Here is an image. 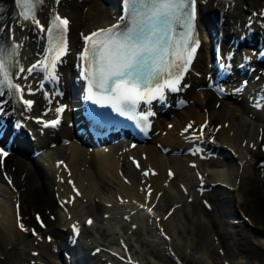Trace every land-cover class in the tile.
Segmentation results:
<instances>
[{
  "label": "bare ground",
  "instance_id": "6f19581e",
  "mask_svg": "<svg viewBox=\"0 0 264 264\" xmlns=\"http://www.w3.org/2000/svg\"><path fill=\"white\" fill-rule=\"evenodd\" d=\"M46 1L40 9V17L43 23L48 22L52 7H58L60 13L69 14L71 18L69 33L73 50L68 55V60H63L61 66L64 83L71 92L76 88L72 83L74 76L78 73L75 64L78 63L76 53L81 49L83 43L80 37L81 34L116 20L114 15L119 11L120 3L117 0H110L111 7L106 9L99 2H96L95 6L93 5L92 8L84 11L83 6L90 3L91 0H62L59 4L54 3V0ZM223 3H225L223 0H200L199 25H201V28H206L201 14L205 10H210ZM263 6L264 0H231L224 9L220 26L221 31L224 34L231 32V34L242 35L251 26L246 24L252 20L251 27L258 28L259 26L264 33V15H256L262 12ZM257 9H259L258 13H256ZM12 20L11 31L14 34V39L22 44L21 59L28 64L38 58V52L41 50L44 41L43 43L41 40V42L39 41V33L36 32V27L29 23L20 22L17 17ZM262 38L264 42V34ZM204 39L203 45L199 48L196 61L197 69L200 71L202 69L207 70L206 66L212 60L210 58L212 43L209 38L205 37ZM228 40L227 36L224 35L222 42L226 48L228 47ZM38 43H41V47L38 46ZM243 45L248 46L247 44ZM252 52L250 50L249 54L253 55ZM256 73H258L257 70H255L254 75ZM33 77L35 76H27L30 84L34 83ZM190 79L195 82L184 91V95L187 96L189 102L181 108H171L167 114L160 113L157 116L155 126L161 128L159 133L149 143L139 148H128L126 146L121 150L120 148L116 149V151H100L98 149L90 152L80 150L78 146L73 144L61 145L60 140H58L57 146L51 147L50 142L57 139L56 135L60 133L59 129L54 130V134L57 133L56 135L51 131L46 132L44 135H38V139H41L42 144L39 148L46 146L43 153H40L44 160L40 159L39 156L30 157L29 159H17L20 173L12 168L9 169L13 177L12 183L6 181V179L0 182V194L2 193L3 197H7L8 201L13 199L16 202V200H19V194L23 189H27L32 185H39L45 188L47 193L41 207L49 208L50 201L53 198L58 202L57 216L59 223L56 226H47L46 230L42 231L51 234V240L47 239V235H44L45 238L42 240H31L25 230H19L16 220L17 215L15 214V203L12 205L11 201L8 203L4 201L3 205H0V256H8L9 264H54L53 260L55 258L53 259V257H57V252L65 248L67 250L71 249V251L74 249L75 256L81 258L82 262L86 264H110V262L117 261L114 254L103 249L96 253L92 252V249L97 248L98 244L89 236L90 229L85 233L81 231L79 239L74 245L76 247L68 245L65 241L71 233V227L82 222V220L85 221L90 214L93 215V211L108 212L113 211L116 207L122 213L129 212L132 221L136 220L140 223L152 221V227H160L165 232V240L163 241L171 244L179 257H185L186 250L200 247L202 250L200 260L203 264H219L216 261V255L214 257L213 249L210 248L212 245L209 247L210 244H207V238L199 234L201 231L195 230L194 237H186V228L183 230L179 225L177 226L173 223V219L186 206H192L194 207V215L200 224L206 222L210 225L218 240V237L223 234L221 229H218L217 222L219 220L210 215V210L207 207H203L201 199L202 196H209L212 190H215L216 195H221V199L229 197L226 204L230 208V215L234 218L239 217L240 220L243 219V211L240 209L242 202L240 201L243 200L244 190L242 192L241 186L253 180L252 178L261 177L263 173L261 168L257 167L256 154L259 149V140L262 133L264 134V107L259 109L254 107L250 103L249 96L252 95L254 90L257 91L260 84L264 82V72L260 80H251L250 84L247 85V94L239 104L231 103V100L226 99L218 100L209 89L198 88V83L204 80L203 76L192 73ZM37 107V110H39L41 106L36 104L35 108ZM21 108H16L15 112L24 115ZM171 111H173L172 114H170ZM66 112V117L69 120L71 112L69 110ZM218 122L221 123V126H217ZM203 123H206V125L202 130L200 126ZM190 124L191 127L189 128L188 125ZM197 125L199 129L191 135L190 132ZM185 128H188V130L184 131ZM47 136H50L51 140L47 141ZM213 137L215 141L212 140ZM20 139V146L23 150H26L29 141L23 135ZM199 143L205 144L206 148L218 147L220 153L224 155L223 159L220 158V165L226 159L231 166L229 168L225 166V171L221 168L223 171H207L206 173L202 153L184 152L185 149L193 148L195 144ZM165 148L166 151L163 150ZM180 151H182V154H178ZM131 152L137 154L141 163L140 167L136 166L133 160L129 158ZM204 153L208 157L205 151ZM188 155L198 160L197 166L199 170L201 169L199 171L201 174L191 172L195 171V167H191L188 163ZM60 159L67 161V165L63 166ZM58 162L60 163L58 164ZM148 167H155L158 172L150 174L148 177L142 171L143 168ZM171 167L175 169L173 176L170 175L168 170ZM126 176L129 180L124 178ZM69 178H74L75 184L81 190V195L77 194L73 202L70 198L73 187L68 181ZM200 179H204L206 183L200 184V182H197ZM149 182L151 183L148 185ZM198 183L203 187V192L198 191V189L195 190L194 186H197ZM149 188H151L150 192H148ZM191 194L194 197L192 200L188 197ZM67 196L66 201L64 199ZM60 202L68 205L69 211L60 206ZM166 203L169 204L167 210ZM5 205H11L12 211L10 210L11 207L8 210L5 209ZM152 205L154 206L152 210L146 209ZM172 207L174 211L167 217L166 213ZM35 209L39 210L38 208ZM13 210L15 213L12 215ZM237 214L238 216H236ZM158 215H161V218ZM93 216L95 219L97 218L95 213ZM243 221L250 226L254 223L253 220L243 219ZM84 223V227L88 228L89 225L86 221ZM260 234L259 243L264 245V229H259L258 235ZM211 236L213 235L211 234ZM34 250L39 253H33ZM226 259L228 258L226 257ZM57 260L59 261V259ZM232 262V264H240V262ZM122 264L131 263L123 261Z\"/></svg>",
  "mask_w": 264,
  "mask_h": 264
},
{
  "label": "snow or ice",
  "instance_id": "6c2138e0",
  "mask_svg": "<svg viewBox=\"0 0 264 264\" xmlns=\"http://www.w3.org/2000/svg\"><path fill=\"white\" fill-rule=\"evenodd\" d=\"M14 2L18 17L33 23L44 33L47 51L55 55L27 68L22 67L18 58L20 45L14 41L11 32L3 35L5 29L0 27V113L6 112L5 106L9 103V99L4 97H18L30 110L33 101L24 97L34 92L31 86L21 85L20 81L27 79L23 74L40 71L44 79L58 81L59 75L55 71L57 62L68 52L67 17L53 12L46 27L37 16L45 0ZM54 3L59 4L60 0H54ZM196 3L197 0H123L124 14L120 17V23L88 35L81 34L85 48L80 55L84 79L87 80L88 99L102 106H110L120 116L146 125L153 113H138V103H151L153 100L166 103V91H179L183 76L199 46V39H193ZM256 15H264V11ZM227 59H231V56ZM222 67L228 68L229 65ZM213 86L214 82L209 84V87ZM219 90L223 91L222 88ZM235 91L239 92L240 89ZM255 106L264 107V95L255 98ZM64 110V106L56 109L57 113ZM59 122L57 118L46 122L45 126L56 127ZM15 127L21 125L16 124ZM21 228L23 230L22 225Z\"/></svg>",
  "mask_w": 264,
  "mask_h": 264
},
{
  "label": "rangeland",
  "instance_id": "374dc122",
  "mask_svg": "<svg viewBox=\"0 0 264 264\" xmlns=\"http://www.w3.org/2000/svg\"><path fill=\"white\" fill-rule=\"evenodd\" d=\"M96 2L97 3L99 2V4L101 6H104L106 9H109L111 7V4H109L110 2L107 0L106 1L91 0L90 3H86V5L83 6L84 11H87V9L92 8V6ZM260 142L263 143L264 138H262V140H259V143ZM257 151H258L256 154V156H258L257 167H260L263 172L264 164L260 162L261 159L264 160V147L259 145V149ZM39 157L40 159H43L42 156ZM221 157L223 158V155H221ZM16 160L17 159L15 158L13 159L9 157V159L6 161L7 163L5 167H8V169H10L11 167L13 170L18 171L20 167L18 166V161ZM206 161L203 163V165L205 166L206 170L209 172L226 170L225 166L227 167V164H224L222 162L220 165L219 163L220 158L218 157H216L215 159L211 158L210 160H206ZM2 172H3V168L0 165V182H2L5 179L4 173ZM191 172L195 174L197 173L194 170ZM257 178L255 179L252 178L253 180H250L247 182V184L241 186L242 192L244 190L243 192L244 196H243V200L240 201L242 202L240 209H242L243 211V216H244L243 219L254 221V223L251 224L252 226L247 224V222L243 221V219L240 220L239 217H236L237 221L235 222L237 225L234 224V222H231L230 220L231 215L229 213L230 208H228L226 204V201L229 200V197L226 199L224 197L223 199L225 200H223L221 199V195H216L215 190L209 193L208 197L209 200L212 201L213 207L208 210H210L209 211L210 215L215 216L216 219L219 220L217 222L218 229H221V233L223 234L220 235L221 237L220 236L218 237L219 238L218 240L216 238L217 236L215 235V232L212 231V228H210V225H208L206 222L200 224V222L197 220V217H195L194 215L193 212L194 207L192 206L191 207L186 206L185 209H183L180 214H177V216L173 219V223H175L177 226L179 225V227L182 228L183 230L184 228H186L185 229L186 237L192 238V236L194 237L195 230L201 231L199 234L207 238L208 240L207 244H210L209 247L212 245L210 248L213 249L214 257L216 255L215 258L217 263L219 264H223V263L228 264V262H230L229 264H232L233 263L232 261L240 262V264H264V245L259 243V238L261 234L258 235L259 229L261 230L264 229V172L263 174H261V177H257ZM194 188L195 190H197L196 185L194 186ZM46 194L47 193L45 188H42L39 185H32L27 189H23V191L19 194L20 196L18 198H21L22 200L21 205L25 215V219H27L30 223L36 224V219L34 218V214H33L35 210L34 208H38V209L40 208L41 213L43 214L44 217H46L47 222L49 224L47 226L50 227L56 226L59 223L57 216L58 215L57 201H55V199L53 198L50 201L49 208L41 207V205L44 204L43 202ZM8 200L9 199L7 197H3L2 193L0 194V205H3L4 201L7 203L11 201L12 205L15 203L13 199H11L10 201ZM167 205L169 204L166 203V210H167ZM10 207L11 205L9 206L5 205V209L7 210L8 208L10 209ZM10 210L12 211V207ZM114 212L118 213L117 214L118 216L116 215L117 217L116 216L111 217V215H109V217L105 216V214L103 215L102 211H100V213L97 216L98 219L97 220L94 219L95 223L90 225V227L88 228L84 227L83 232L85 233L88 229H90L89 236L92 237V239L94 240V242L98 244V246L99 245L113 246L117 248V246L119 245V241L121 239H125L127 243H131V248L133 252H135V256L138 257L140 261H142L144 264L146 263L147 264H203V262H201L200 260L201 259L200 255L202 251L200 247H195L193 248V250H186L185 257H179V254L174 255L172 253H169L167 249V245H169L170 247L171 244H168L166 241H163L165 240L164 239L165 236L163 237L160 234V232L156 229V227L151 226L152 221H150L149 223H147V221H144V224H141L138 227H135L134 229H129L132 228V225L130 222L129 223L125 222V220L122 218L123 215L119 212V208L115 207ZM13 213H15V211L12 212V215ZM15 214H17V212ZM52 214H54V216L56 217L50 216ZM236 216H238V214ZM13 223L15 225L14 219H13ZM15 229H16V225H15ZM19 230L21 229L19 228ZM45 230L46 228L42 229V231ZM190 233L191 235H189ZM211 234L214 237L211 236ZM28 235H30V233H28ZM35 236L36 235H33L32 237L30 236L31 238L28 236V238L31 240L34 239V241H36L38 238ZM197 236L199 237V235ZM220 239L221 241H219ZM218 244L220 248L218 247ZM2 256L3 257H0V264H9L10 260L8 259V256H4V255ZM226 257L230 259L228 260L226 259ZM227 260L228 262H226Z\"/></svg>",
  "mask_w": 264,
  "mask_h": 264
}]
</instances>
